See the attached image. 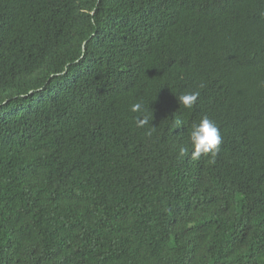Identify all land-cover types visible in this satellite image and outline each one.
Listing matches in <instances>:
<instances>
[{"label": "trees", "instance_id": "trees-1", "mask_svg": "<svg viewBox=\"0 0 264 264\" xmlns=\"http://www.w3.org/2000/svg\"><path fill=\"white\" fill-rule=\"evenodd\" d=\"M0 264H264V0H0Z\"/></svg>", "mask_w": 264, "mask_h": 264}, {"label": "clouds", "instance_id": "clouds-1", "mask_svg": "<svg viewBox=\"0 0 264 264\" xmlns=\"http://www.w3.org/2000/svg\"><path fill=\"white\" fill-rule=\"evenodd\" d=\"M204 86L205 85L203 83L199 85L200 88H203ZM199 95V91L182 94L178 98L179 104L186 109H191L196 103ZM130 111L133 113H139L138 116L134 117V123L137 128H143L146 125H149L150 117L149 115L145 114V109L142 102H136L132 104ZM177 124H180V122L177 121ZM154 130L155 127L151 126L147 135L150 136ZM189 143L192 149L190 154L192 160H199L202 155H205L210 156L212 158V162H214V158L220 150L222 137L215 122L207 117H204L198 123H193L191 125ZM188 153V147H181L179 149V155L181 157L188 155Z\"/></svg>", "mask_w": 264, "mask_h": 264}]
</instances>
